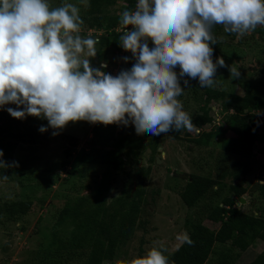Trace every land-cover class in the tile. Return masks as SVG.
I'll return each mask as SVG.
<instances>
[{"label":"clouds","instance_id":"9594fccd","mask_svg":"<svg viewBox=\"0 0 264 264\" xmlns=\"http://www.w3.org/2000/svg\"><path fill=\"white\" fill-rule=\"evenodd\" d=\"M120 22V46L136 63L114 77L102 70L106 63L92 67L90 58L97 55L99 40L79 34L83 20L77 6L50 8L48 0H0V106L17 105L6 109L17 119H47L38 130L52 128L53 136L69 122L81 120L131 123L138 135L198 131L177 99L189 87L183 79L182 88L180 79L198 78L201 87H213L218 66L229 69V78L239 79L238 68L222 57L213 62L210 43L218 41L211 30L223 25L226 33L244 36L264 25V0H138L134 11H123ZM123 59L127 62L129 57ZM0 166L19 163L0 160ZM177 239L194 244L187 234ZM163 248L161 243L130 264H169Z\"/></svg>","mask_w":264,"mask_h":264},{"label":"trees","instance_id":"16d2710c","mask_svg":"<svg viewBox=\"0 0 264 264\" xmlns=\"http://www.w3.org/2000/svg\"><path fill=\"white\" fill-rule=\"evenodd\" d=\"M123 5L119 6L118 0H88L87 16L81 17L82 37L91 36L99 40L96 45L97 55L90 58V62L95 59L98 62L105 60L107 51L119 52V36L121 32L117 27L121 24L120 13L124 10H134L138 0H122ZM110 11H113L110 13ZM223 26V25H217ZM83 28V29H82ZM93 29L100 34L87 31ZM258 39L264 43V25H258L254 30ZM233 36L234 33H230ZM217 59V52L213 51L212 60ZM93 61L91 65L93 67ZM96 68V67H93ZM264 72V66L261 67ZM243 94L234 91H227L221 88L201 87L198 78L195 79L194 88L201 89L200 101L197 112L192 117L195 129L188 132L186 129L179 131L170 130L168 133L153 135L151 133L137 134L135 126L117 124H93L91 128L92 136L86 141V146L77 153L74 168L66 172L67 176L77 174V166L80 164L106 165L111 167L115 173L121 172L125 175L121 192L106 200L105 196L96 192L97 181L94 180L92 188L94 195L80 196L76 198L74 206L64 205L58 214L57 221L47 229L49 235L54 234V230L61 223L69 224L67 236L65 237H44L46 240L39 245V255L34 264H103L118 261V264H127V260L117 258V249L123 241L131 237L133 230L138 226L137 221L143 198L144 177L149 172V168H140L138 174L133 170L125 168V151H132L134 155H140L145 148L144 140L148 138V146L152 154L159 146L158 139L161 134H167L171 138L186 140L197 146L208 145L212 138L219 135V145L224 152L238 155L242 162L234 161L231 169H223L216 177L211 175L188 174L186 182L178 191L181 201L188 207L202 202L205 220H197L190 223L186 234L194 241V244L180 243L174 250L165 256L169 264H237L241 252L245 251L256 239L264 240V206H257L255 211L245 212L236 205V200L247 192L244 175L247 173L249 165L254 155V143L260 129V122L264 121V94L256 93L249 82L242 84ZM195 90V91H197ZM218 102L220 107V119L218 124L214 123L215 116L211 114V103ZM0 106V115L4 112ZM259 111L260 115H255ZM20 120V127L15 128V123ZM27 119H17L5 124L0 128V150L4 161L12 163L11 157L14 149L21 150L17 141H32L36 138L35 132L27 131ZM208 124L209 130L203 129ZM37 128V127H36ZM231 130L235 136L226 137L225 130ZM184 133L181 136V133ZM8 136V140L4 139ZM29 136V137H27ZM74 143V138L69 136ZM17 142V143H16ZM20 142V143H21ZM75 144V143H74ZM73 144V145H74ZM264 149L260 150L263 152ZM153 156L152 162L155 163ZM19 163V167L4 168L0 166V178L6 181L12 179L18 185H24L31 179L30 172L26 174V168ZM65 167V163L60 165ZM264 166L262 165V168ZM5 176L7 178L5 179ZM225 176L230 177L226 194L218 201H214L217 189L224 187L220 179ZM264 181V177L259 178ZM63 181H68L63 178ZM24 184V185H23ZM40 185V182H37ZM36 184V185H37ZM37 185V187H38ZM100 188L104 186L100 183ZM52 186L49 185V188ZM90 184H83V188H90ZM257 195L255 197L264 199V184L257 183ZM97 193V194H96ZM208 199V203L204 199ZM42 206L45 198H39ZM32 201L30 197L25 199L13 198L4 200L0 198V215H5L7 219L14 220L17 216L27 214ZM204 214V213H203ZM208 221L209 224H206ZM58 223V224H57ZM210 224L216 225L213 228ZM38 225L36 228H38ZM24 229V226L21 227ZM54 229V230H53ZM142 248L139 249L138 257H142ZM249 264H264V250Z\"/></svg>","mask_w":264,"mask_h":264},{"label":"rangeland","instance_id":"374dc122","mask_svg":"<svg viewBox=\"0 0 264 264\" xmlns=\"http://www.w3.org/2000/svg\"><path fill=\"white\" fill-rule=\"evenodd\" d=\"M48 2L50 8L71 3L78 7L80 17L87 16L88 0H48ZM118 2L119 6L123 5L122 0H118ZM112 12L110 11V13ZM121 17L122 13H120ZM101 30L99 29L97 32H102ZM211 31L218 41L214 45L210 43L213 51L217 52V57H222L227 65L238 68L240 73L239 79H231L229 78V69L218 66L213 88L243 94L241 84L249 82L256 93L264 94V72L261 71V67L264 66V43L257 40L258 37L253 33L254 30L244 36L236 33L230 36V33L224 31V26L214 25ZM148 44L150 48L153 46L151 40L148 41ZM124 57H129V60L125 62ZM92 61L93 67L96 68L100 67L102 63H106L107 67L102 70L114 77L122 70H130L136 63L133 54L124 48H120L119 52L112 49L107 51L105 60L101 62L95 59ZM174 71L179 77L180 68L178 65ZM183 79H188L189 87L183 89L177 99L181 101L183 110L193 117L201 105L202 90L193 87L196 78L187 76L180 79L182 88H184ZM210 106L211 114L218 118H214V122L218 124L221 115L219 103L213 102ZM8 107L15 109L17 105L9 103L3 106L5 111L0 116V128L13 121V117L6 110ZM25 119L28 121L27 131L29 133L36 131V138L32 137L30 142L27 141L28 138L23 142L17 141L18 143H16L23 147L21 150H13L10 161L24 165V170L26 168V174L30 172L31 179L22 187L13 179L8 182L0 178V198L11 200L30 197L32 204L27 214L17 216L14 220L0 215V264H34L39 255H44L38 253V244L46 240L44 237L47 234L46 237L67 236L70 227L69 224H66L68 220L61 223L64 225H58L55 230L53 229L54 234L45 233L55 224L54 221H57L58 214L64 205L72 208L76 198L86 195L93 196L94 180L97 181L96 192L101 193V196H105L106 200H109L121 192L122 183L125 180L123 173H115L111 167L95 164H80L76 169L77 174L66 175L71 167L74 168L77 153L81 152L82 148L86 146V141L92 136V122L85 120L69 122L62 130H58V135L53 136L51 135L52 128H48L43 133L38 130L41 125L48 124L47 119L35 116H27ZM19 123L20 120H17L13 130L20 127ZM209 127L206 124L203 129L208 131ZM119 128L120 125H117L116 129ZM183 134L182 132L181 136ZM223 135L226 137L235 136L229 129L225 130ZM69 136L74 138L75 144L71 143L72 139ZM219 138V135H215L208 145L197 146L184 137L180 140L173 139L167 134H161L158 139L159 146L153 154L148 146V138H145L146 146L139 156L134 155L131 150L125 151L126 169L133 170L134 174H138L141 167H148L149 172L144 177L142 185L145 190L143 194L145 202L140 209L138 226L133 230L130 238L120 243L117 249L119 261L127 260V264H130L134 258L138 257L140 248H142V256H144L148 250L159 247L161 243L164 245L161 250L166 255L181 243L177 237L186 234L191 222L205 220L202 202L188 207L181 201L178 191L181 190L190 173L216 177L224 171L223 169H231L234 161L242 162L238 155L222 151ZM5 139L8 140V136L4 135L3 141ZM262 149H264V121L260 122V129L253 148L254 155L247 166V173L244 175L247 192L241 196L243 201L236 200V205L245 212L255 211L257 206H264V199L255 197L253 199L255 201L251 202L252 196L257 195V189H255L257 183L264 184L261 182L263 180L259 179L264 177V167L262 168V165L264 166V151L260 152ZM153 156H158L161 161L156 163L154 159L155 163H153ZM0 160L4 159L0 157ZM62 163L66 165L64 168L60 166ZM63 178H67L68 181H63ZM220 181L224 187L216 190L214 201H218L226 194L231 182L228 176ZM37 182H40V185ZM100 183L104 184L103 188H100ZM51 184L52 186L49 188ZM83 184H90L91 187L85 189ZM42 197L45 198V203L41 206L38 199ZM208 199H204L206 204ZM205 222L209 224L208 221ZM37 224H39L38 228H36ZM210 225L213 228L216 227L214 224ZM22 226L25 230L21 229ZM263 250L264 240L256 239L245 251L240 253L236 263L249 264ZM103 264H118V261Z\"/></svg>","mask_w":264,"mask_h":264},{"label":"built area","instance_id":"2783aa9c","mask_svg":"<svg viewBox=\"0 0 264 264\" xmlns=\"http://www.w3.org/2000/svg\"><path fill=\"white\" fill-rule=\"evenodd\" d=\"M134 10H135V9H134ZM134 10H133V11H134ZM132 27H133V26H131V25L128 26L129 29H131ZM123 30H124V26H123L122 24H120V25L117 27V31L122 33ZM93 32H96V34H100V32H97V31H95V30H93V29H90L89 32H88V34H91V33H93ZM215 115L217 116L216 113H215ZM215 119H218V118L215 117ZM214 123H215V122H214Z\"/></svg>","mask_w":264,"mask_h":264},{"label":"water","instance_id":"95a60500","mask_svg":"<svg viewBox=\"0 0 264 264\" xmlns=\"http://www.w3.org/2000/svg\"><path fill=\"white\" fill-rule=\"evenodd\" d=\"M155 160H156V163H159L161 161V159L158 156L155 157ZM239 201L240 202L243 201V198L241 197Z\"/></svg>","mask_w":264,"mask_h":264},{"label":"flooded vegetation","instance_id":"af4514ba","mask_svg":"<svg viewBox=\"0 0 264 264\" xmlns=\"http://www.w3.org/2000/svg\"><path fill=\"white\" fill-rule=\"evenodd\" d=\"M1 116V115H0Z\"/></svg>","mask_w":264,"mask_h":264}]
</instances>
